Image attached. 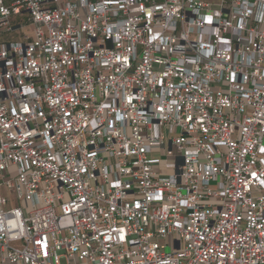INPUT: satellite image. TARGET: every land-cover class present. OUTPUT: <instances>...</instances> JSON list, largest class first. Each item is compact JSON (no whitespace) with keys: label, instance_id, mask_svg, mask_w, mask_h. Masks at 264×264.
<instances>
[{"label":"built area","instance_id":"1","mask_svg":"<svg viewBox=\"0 0 264 264\" xmlns=\"http://www.w3.org/2000/svg\"><path fill=\"white\" fill-rule=\"evenodd\" d=\"M25 14L0 264H264V0H0V34Z\"/></svg>","mask_w":264,"mask_h":264},{"label":"rangeland","instance_id":"2","mask_svg":"<svg viewBox=\"0 0 264 264\" xmlns=\"http://www.w3.org/2000/svg\"><path fill=\"white\" fill-rule=\"evenodd\" d=\"M27 14L22 16H15L16 21H20V27L5 31L0 34V43H7L15 40L32 39L34 37V26L26 21ZM5 30V29H1ZM168 173L173 172L170 168L166 169ZM1 181V179H0ZM9 199L14 203L16 196L9 192Z\"/></svg>","mask_w":264,"mask_h":264},{"label":"crops","instance_id":"3","mask_svg":"<svg viewBox=\"0 0 264 264\" xmlns=\"http://www.w3.org/2000/svg\"><path fill=\"white\" fill-rule=\"evenodd\" d=\"M15 27L17 28L18 26L15 25ZM0 192H1L2 194H4V195L9 196V195H8L9 191H7L5 188H0Z\"/></svg>","mask_w":264,"mask_h":264}]
</instances>
